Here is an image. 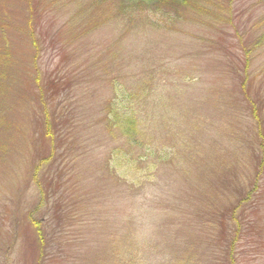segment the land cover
<instances>
[{
  "label": "rangeland",
  "instance_id": "obj_1",
  "mask_svg": "<svg viewBox=\"0 0 264 264\" xmlns=\"http://www.w3.org/2000/svg\"><path fill=\"white\" fill-rule=\"evenodd\" d=\"M187 2L0 0V264H264V0Z\"/></svg>",
  "mask_w": 264,
  "mask_h": 264
},
{
  "label": "trees",
  "instance_id": "obj_2",
  "mask_svg": "<svg viewBox=\"0 0 264 264\" xmlns=\"http://www.w3.org/2000/svg\"><path fill=\"white\" fill-rule=\"evenodd\" d=\"M176 1L178 2L180 1L185 4L188 3L187 0H130L131 3H137L141 5L145 4L146 6L167 5V4L169 6H175L178 3ZM2 6L6 7L5 10H8L10 9L9 6H12V4L5 2ZM3 18L4 16L1 17V19ZM9 35L10 34L6 33L0 25V130L5 129L4 117L6 116V114L4 110V102H3L4 99L3 98H5L6 95L10 91L9 86L7 84H9L10 80L15 75L14 73L16 69L15 64L19 63L22 67L23 63L24 64L27 63V60L23 55H21L18 51H16V49L14 50L13 48H11L12 41H11V36ZM24 72L27 73L26 70ZM109 109H110V111L108 112L109 116L107 115L109 117L108 118L109 121H111L112 123L115 122L116 125H119V122H121V120L124 119L123 117L124 115L121 113L119 109H117L115 104H114V107H110ZM127 120H130V119H127ZM133 124L134 123L132 122V120H130L121 126L126 125L127 129H125L124 132L125 133L128 132L131 134L134 132L133 129L135 126H133ZM1 146L2 144H0V150H1ZM38 223L36 221H33L34 226L37 225Z\"/></svg>",
  "mask_w": 264,
  "mask_h": 264
}]
</instances>
